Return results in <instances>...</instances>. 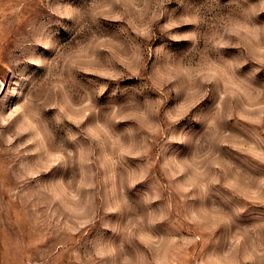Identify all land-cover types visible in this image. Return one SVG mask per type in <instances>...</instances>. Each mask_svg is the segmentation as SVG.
I'll list each match as a JSON object with an SVG mask.
<instances>
[{"label": "rangeland", "instance_id": "1", "mask_svg": "<svg viewBox=\"0 0 264 264\" xmlns=\"http://www.w3.org/2000/svg\"><path fill=\"white\" fill-rule=\"evenodd\" d=\"M180 2L0 0V264H264V0Z\"/></svg>", "mask_w": 264, "mask_h": 264}, {"label": "snow or ice", "instance_id": "2", "mask_svg": "<svg viewBox=\"0 0 264 264\" xmlns=\"http://www.w3.org/2000/svg\"><path fill=\"white\" fill-rule=\"evenodd\" d=\"M204 3H205V0H181V2L178 3V4H176V5H177V7H183L185 5H190V6H193L194 7L196 5H202ZM217 3L219 5H221V6L231 5V6L237 8L239 10L242 7H245L247 5L248 0H217ZM241 18H243L242 15H241ZM260 19L261 20H264V13L261 14ZM105 21H107V20H105ZM192 27H193V25H191V24H189V25L186 26V28H192ZM175 30H177V31H183L185 29L184 28H178V29H175ZM164 35L167 36L166 33ZM165 43L167 44V41H165ZM190 43H191L190 40H182V41H180L178 43V44H180L182 46L180 50H182L184 48H187L190 45ZM237 52H238V49H236V48L225 47V48L222 49V53L225 55V57L233 56ZM149 63H151V61ZM245 67H247L249 69L248 78H246V79L250 80L254 84L255 83H264V79L259 80V82H257V76L255 75V72L252 71L256 66L253 63H251V62H245L243 65H241L238 68H236L235 71L237 72L238 70H241V69H243ZM262 68H264V63H262ZM151 95H155V93H151ZM125 97L126 96L122 97L120 100H123ZM141 99H142V97H141ZM123 126H124L123 124H120L119 125V127H123ZM179 145L183 146V144H179ZM251 161L254 162V164L259 167V170H257L256 167H246V166H241V167L247 169L248 171H258L259 173L264 174V157L259 158L258 162H257V160H251ZM54 163H55V167H53L50 172L58 171L59 166L61 164L60 161H56ZM50 172H48V173H50ZM160 223L162 224L163 221L160 222Z\"/></svg>", "mask_w": 264, "mask_h": 264}]
</instances>
